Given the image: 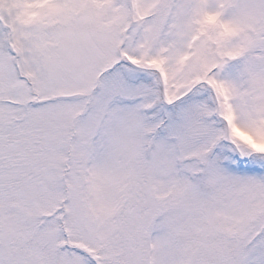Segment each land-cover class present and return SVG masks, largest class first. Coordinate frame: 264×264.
Returning <instances> with one entry per match:
<instances>
[{"label": "snow or ice", "instance_id": "1", "mask_svg": "<svg viewBox=\"0 0 264 264\" xmlns=\"http://www.w3.org/2000/svg\"><path fill=\"white\" fill-rule=\"evenodd\" d=\"M0 264H264V0H0Z\"/></svg>", "mask_w": 264, "mask_h": 264}]
</instances>
